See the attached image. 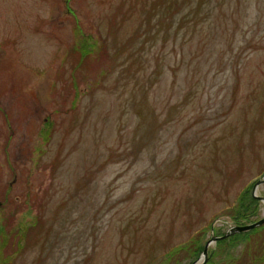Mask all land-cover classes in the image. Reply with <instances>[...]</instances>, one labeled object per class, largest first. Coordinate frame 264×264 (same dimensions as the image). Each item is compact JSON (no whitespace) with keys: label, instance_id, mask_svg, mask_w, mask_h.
Wrapping results in <instances>:
<instances>
[{"label":"rangeland","instance_id":"374dc122","mask_svg":"<svg viewBox=\"0 0 264 264\" xmlns=\"http://www.w3.org/2000/svg\"><path fill=\"white\" fill-rule=\"evenodd\" d=\"M263 178L264 0H0V264H264Z\"/></svg>","mask_w":264,"mask_h":264},{"label":"water","instance_id":"95a60500","mask_svg":"<svg viewBox=\"0 0 264 264\" xmlns=\"http://www.w3.org/2000/svg\"><path fill=\"white\" fill-rule=\"evenodd\" d=\"M262 184H264V180H261L260 182H258V184L256 185L255 190H254L255 193H256V191H257V188H258L260 185H262ZM255 196H257V195H255ZM260 199H261V198H260ZM261 200L264 201V199H261ZM263 224H264V219L261 220L260 222L256 223V224H254V225H251V226L241 227V228L238 227V228L232 229L231 231H229V232L227 233V235H226L223 239H226V238L230 237L231 235H234V234H237V233H242V232H246V231L253 230V229L257 228V227H260V226L263 225ZM217 240H218L217 238H214V237H213V239L211 240V242H209V244L207 245V247H206V249H205V251H204V257L207 258V256H208L209 245H210L211 243L216 242Z\"/></svg>","mask_w":264,"mask_h":264}]
</instances>
